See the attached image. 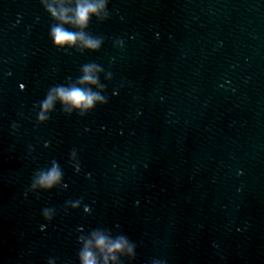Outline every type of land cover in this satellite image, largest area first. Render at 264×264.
I'll return each mask as SVG.
<instances>
[{"label":"water","instance_id":"water-1","mask_svg":"<svg viewBox=\"0 0 264 264\" xmlns=\"http://www.w3.org/2000/svg\"><path fill=\"white\" fill-rule=\"evenodd\" d=\"M108 8L80 54L54 47L39 0H0V264H79L78 229L97 227L136 243L132 264H264V0ZM89 62L113 74L108 104L37 126L33 105ZM52 160L66 187L25 198Z\"/></svg>","mask_w":264,"mask_h":264},{"label":"clouds","instance_id":"clouds-1","mask_svg":"<svg viewBox=\"0 0 264 264\" xmlns=\"http://www.w3.org/2000/svg\"><path fill=\"white\" fill-rule=\"evenodd\" d=\"M39 3L52 20L48 36L55 48L75 50L80 54L101 50L105 37L93 35L88 29L93 20L102 23L111 18L109 0H39ZM113 47L123 51V41L115 39ZM101 76L105 81L113 79V74L102 65L89 62L81 65L79 75L75 78L68 77L65 83L49 87L44 99L33 105L36 125L47 124L57 105L64 115L71 116L76 113L83 118L98 105L108 104L109 97L105 94L107 86L101 81ZM12 129L15 132L18 126L13 124ZM47 146L46 142L45 147ZM33 151L29 145V153ZM69 163L74 171L81 170L75 149L69 153ZM65 187L64 171L56 160H52L49 166L34 171L30 185L23 195L27 198L31 193L39 197L41 192L62 190ZM82 203L83 197L75 201H66L64 211L78 210ZM57 211L54 207L43 208V219L52 222ZM84 211L88 212L90 209L85 206ZM43 227L41 225V228ZM78 231L81 232L77 237L80 245L77 252L79 264H124L125 260L132 264L136 259V243L122 232L113 234L112 230L102 227L94 228L87 233L82 229ZM47 264H56V258H48ZM151 264H166V261L154 259Z\"/></svg>","mask_w":264,"mask_h":264}]
</instances>
